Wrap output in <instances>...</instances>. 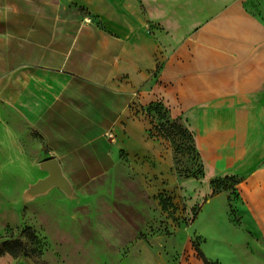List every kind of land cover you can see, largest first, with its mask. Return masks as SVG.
<instances>
[{
    "label": "crops",
    "instance_id": "crops-1",
    "mask_svg": "<svg viewBox=\"0 0 264 264\" xmlns=\"http://www.w3.org/2000/svg\"><path fill=\"white\" fill-rule=\"evenodd\" d=\"M63 1L0 0V181L8 182L0 187V237L23 225L43 196L70 207L57 188L31 199L29 189L11 187L16 171L47 177L34 168L40 159L59 162L74 197L94 196L90 186L123 165L141 181H173V152L150 135L139 100L162 80L181 86L174 98L203 166L202 179L182 182L189 205L202 204L190 228L204 225L226 241L222 229L233 227V245L264 239V21L240 11L241 0H70L98 21L65 11ZM225 178L238 179V226L226 215V194L212 189ZM97 192L108 203L115 197ZM221 198L222 219L211 216ZM97 201L96 211L108 208ZM122 203L118 216L72 223L87 235L85 252L57 242L53 258L8 255L0 264H163L138 240Z\"/></svg>",
    "mask_w": 264,
    "mask_h": 264
},
{
    "label": "rangeland",
    "instance_id": "rangeland-1",
    "mask_svg": "<svg viewBox=\"0 0 264 264\" xmlns=\"http://www.w3.org/2000/svg\"><path fill=\"white\" fill-rule=\"evenodd\" d=\"M63 2L67 8L65 11L74 12L78 8V12L87 13L94 21H98L96 15L90 14L85 8L78 7L74 2L70 0ZM240 11L264 21V0H241ZM158 74L159 71L155 74L156 78ZM173 80L176 81V79ZM156 84L157 87L153 92L144 93L139 100L153 118V120L149 118L153 123V129L157 125L158 129L163 126V129L155 132V137L162 140L173 152L174 180L168 182L141 181L134 174L135 170L131 165L120 166L106 179L94 182L90 186L91 194L94 196L87 197L85 194H79L70 197L72 198L70 207L64 206L63 210L55 207L53 194L41 197L40 201H34L25 210L26 222L16 228L8 229L6 234L0 237V245L7 240L19 239L25 245L26 257L36 261H41L45 256L53 258L57 242H62L69 251L82 250L85 252L87 235L84 236L72 228V223L75 220L86 223L98 221L106 217L103 215L118 216L115 212L118 210L119 202L122 205L124 200L127 204V214H125L126 206L123 208V213L129 224L135 228L138 240L148 243L153 249L156 248L159 255L164 258L163 264H203L198 255V249L204 252L208 260L216 264H264V239L254 238L241 241L239 245H233L231 242L235 240L232 238L233 227L222 229V232L226 234V241L223 236L213 238L209 229H202L204 225L190 228L191 221L199 215L202 204L189 205L188 196L184 195L182 182L197 179L195 175L201 170L200 158L189 134H187L189 137L182 138V135H178V129L171 130V133L168 130L171 125L176 124L188 132L183 119L184 105L174 98L175 89L181 86L162 80H157ZM142 110L144 112L145 109L142 108ZM40 149L41 146L36 144L31 148L32 155L40 153ZM40 163L41 159L34 165L39 172L44 171ZM22 176L24 180L21 179ZM43 176L37 173L35 177L29 179L27 175L16 171L15 180L11 181L10 185L17 192L28 190L32 185L44 179L40 178ZM7 183L0 181V187ZM237 183L238 179L229 178L220 179L217 184H212L215 195L226 194V215L233 226L239 225L236 213L237 200H239ZM97 190H111L113 194L115 192L112 203L105 201V198L101 197L102 193H98ZM96 201L99 205H105L104 207L108 208L96 211L99 207ZM88 205L90 209L85 212V207ZM75 208H78L76 212L73 210ZM211 210V216L218 213L221 215L220 218L226 217L222 198L215 201ZM123 213L121 214L124 215ZM26 228H31L32 234L25 232ZM197 230L203 231L204 237L198 236ZM33 235L36 236L34 239L31 237ZM60 248L58 246V249ZM8 255L11 256L10 254L5 256ZM20 257L24 256L14 258Z\"/></svg>",
    "mask_w": 264,
    "mask_h": 264
},
{
    "label": "water",
    "instance_id": "water-1",
    "mask_svg": "<svg viewBox=\"0 0 264 264\" xmlns=\"http://www.w3.org/2000/svg\"><path fill=\"white\" fill-rule=\"evenodd\" d=\"M40 167L48 173V176L29 188L27 192L29 198L44 195L53 188H58L69 197L74 196L73 187L64 176L61 165L56 159L45 161L40 164Z\"/></svg>",
    "mask_w": 264,
    "mask_h": 264
},
{
    "label": "trees",
    "instance_id": "trees-1",
    "mask_svg": "<svg viewBox=\"0 0 264 264\" xmlns=\"http://www.w3.org/2000/svg\"><path fill=\"white\" fill-rule=\"evenodd\" d=\"M143 109H145L144 110V114H146L148 118L153 120V118H152L151 114L149 113V111L145 107ZM151 124L153 126L152 122H151ZM158 127H159L158 125L156 126V128L154 127V129H153L154 132H153V130H150V135L152 137H155V132L156 131L163 129V126H161L162 128L160 127L159 129H158ZM177 129L179 130L178 131V135H182V138H184V137L186 138V137L190 136L192 138V140H193V137H192V135L189 132H187L186 130L181 129L176 124L171 125L168 130L171 133V130L176 131ZM187 134H189V136H187ZM193 143H194V140H193ZM200 165H201V167H200L201 170H200L199 174L195 175V178H197V179H202L203 176H204L203 175V166H202L201 161H200ZM225 179H229V178H225ZM218 181L219 180H215V181L212 182V184L215 185V184L218 183ZM215 194H216V192L214 191V195ZM25 232H27L29 234H32L31 233V228H26ZM31 237L34 239L36 236L33 235ZM197 252H198L199 257L202 259L203 264H216V263H213L210 260H208L207 257L205 256V254L203 253V251H201L200 249H198ZM6 254H10L11 256H14V257H18V256H21V255L26 257L27 256V251H26L25 245L23 244V242L21 240L13 239V240L4 241L0 245V258L5 256Z\"/></svg>",
    "mask_w": 264,
    "mask_h": 264
}]
</instances>
